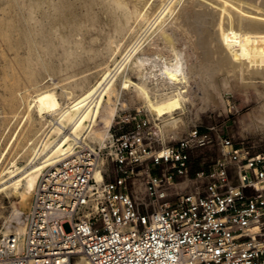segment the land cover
Here are the masks:
<instances>
[{
	"label": "built area",
	"instance_id": "built-area-1",
	"mask_svg": "<svg viewBox=\"0 0 264 264\" xmlns=\"http://www.w3.org/2000/svg\"><path fill=\"white\" fill-rule=\"evenodd\" d=\"M135 123L41 170L22 235L0 232V264H264V146L196 125L159 144ZM211 146L221 159L180 187L190 150Z\"/></svg>",
	"mask_w": 264,
	"mask_h": 264
},
{
	"label": "bare ground",
	"instance_id": "bare-ground-1",
	"mask_svg": "<svg viewBox=\"0 0 264 264\" xmlns=\"http://www.w3.org/2000/svg\"><path fill=\"white\" fill-rule=\"evenodd\" d=\"M100 3L119 34L115 40L107 39L111 42L109 52L122 58L115 66H106L93 82L82 85L86 75L75 80L79 91L64 90L63 100L51 87L30 95L25 111L27 115L36 113V116L31 113L32 133L19 141L10 165H0V193L27 200L41 170L70 152L75 143L89 140L101 145L110 122L102 123L99 117L108 115L113 119L123 89H127L123 95L128 104L141 103L172 130L194 98L205 108L222 107L226 104L225 91L238 90L244 94L252 87L257 106L244 114L243 120L249 127L264 129V0H100ZM69 78L63 82H70ZM26 130L29 129L23 132ZM5 154L0 153V162ZM99 167L95 170L98 180ZM137 189H142L140 183ZM13 212L16 218V208ZM13 223L21 236L23 223L17 218ZM78 264L89 262L83 257Z\"/></svg>",
	"mask_w": 264,
	"mask_h": 264
},
{
	"label": "rangeland",
	"instance_id": "rangeland-1",
	"mask_svg": "<svg viewBox=\"0 0 264 264\" xmlns=\"http://www.w3.org/2000/svg\"><path fill=\"white\" fill-rule=\"evenodd\" d=\"M32 2L34 5L31 4ZM30 11H33L32 14ZM33 13L35 14L33 15ZM113 25V21L110 20L100 0H15V2L14 0H0V153L6 152L4 159L0 162L1 166L10 165L9 161L18 149L19 141L26 140L32 133H30V127L33 126L34 120L30 119L33 115L36 116V113L33 111L27 115L25 109L28 100L38 89L51 87L58 94V98L63 100L64 90L79 91L80 88L75 87L76 83L74 82L83 79L84 75L86 76H84L82 85L93 82L106 66L111 64V66H115L122 58L118 53L112 55L109 52L111 42L109 43L108 40H115L119 36L114 31ZM28 41L30 42L28 43ZM102 44H104L103 47ZM121 49H123L122 46ZM77 51H81L79 55ZM124 52L125 50L122 51L123 54ZM115 58L116 61L113 62ZM66 62L70 63L67 65ZM70 71L71 74L68 73ZM67 77H70V82L64 83L63 79ZM131 78L135 79L133 76ZM251 88H247L248 95L246 92L240 94L238 90H235L236 92L234 90L225 91L226 104L222 107L217 105L216 108H213L214 106L207 105L205 108L199 99L197 101L194 98L195 100L186 107V112L184 111L181 115L182 120H178L172 130L168 128L171 126H163V122L152 116L141 103L128 104L125 95H123L127 89L122 91L123 97H120V101L116 105L117 110L113 119H110L108 115L100 116L99 119L102 123L109 121L110 126L113 122L118 121L125 130L135 129V121H144L143 130L153 135L159 144L179 139L191 126L196 125L201 129L212 127L214 135L229 136L235 143L247 142L260 148L264 146V129L249 127L243 120L244 114L257 106L254 91ZM122 102H124L123 105ZM201 104L204 106L203 109H200L202 108ZM14 113L15 116H13ZM31 113H33L32 116ZM166 128L169 129V132L165 130ZM25 129L29 130L24 133ZM87 143L98 144L96 141L89 140ZM218 159H221V154L216 146L191 149L189 172L186 177L180 179L179 186L183 188L196 184L195 173L200 170H212ZM1 193L0 232L16 231L17 226H14L13 222L16 221V218L21 222V216L28 208L31 193L27 200L21 201L9 194ZM15 208L16 218L13 212ZM63 228L65 231H69V223L65 222Z\"/></svg>",
	"mask_w": 264,
	"mask_h": 264
},
{
	"label": "snow or ice",
	"instance_id": "snow-or-ice-1",
	"mask_svg": "<svg viewBox=\"0 0 264 264\" xmlns=\"http://www.w3.org/2000/svg\"><path fill=\"white\" fill-rule=\"evenodd\" d=\"M163 155V154H162Z\"/></svg>",
	"mask_w": 264,
	"mask_h": 264
}]
</instances>
